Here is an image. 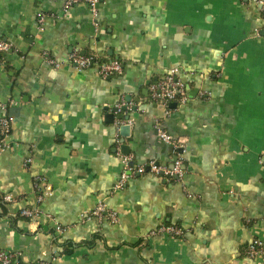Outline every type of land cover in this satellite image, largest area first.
<instances>
[{
  "label": "crops",
  "instance_id": "obj_1",
  "mask_svg": "<svg viewBox=\"0 0 264 264\" xmlns=\"http://www.w3.org/2000/svg\"><path fill=\"white\" fill-rule=\"evenodd\" d=\"M98 1L94 26L84 2L65 9V0H0V36L10 43L0 101H14L0 111L11 117L0 143V249L23 264H264L243 253L251 239H264V24L256 0ZM72 51L119 59L122 72L103 78L77 69ZM44 52L61 64H48ZM171 68L187 100L167 112L148 84ZM125 123L128 136L119 131ZM158 129L180 142L183 177L146 172L115 190L121 154L135 164L171 163ZM98 203L115 222L91 216ZM24 207L39 213L25 218ZM162 224L183 235H150ZM69 241L79 244L66 252L60 245Z\"/></svg>",
  "mask_w": 264,
  "mask_h": 264
},
{
  "label": "built area",
  "instance_id": "obj_2",
  "mask_svg": "<svg viewBox=\"0 0 264 264\" xmlns=\"http://www.w3.org/2000/svg\"><path fill=\"white\" fill-rule=\"evenodd\" d=\"M84 2L88 5V8L92 15V23L94 26L97 25L98 15V0H65L64 8L67 9L72 5ZM259 5L262 22L264 24V0H256ZM43 18L39 17L38 22H42ZM10 47V43L0 36V63L1 55ZM45 61L54 66L58 67L61 63L52 58L47 52H44ZM68 63L77 69L94 68L97 73L105 78L111 75L120 74L123 66L119 59L115 58H104L102 56L93 53H81L79 51H72L68 55ZM148 93L151 100L161 105L163 108L168 110V106L171 102L176 101L178 103H184L187 100L185 94V84L179 76L177 68H171L168 72L163 74L161 77L151 81L148 84ZM202 95V93H200ZM14 104V101L8 102L0 101V111L5 112L8 105ZM119 107V106H117ZM11 117L4 114L0 117V143L3 146L5 137L10 132ZM158 138L163 143L169 144L172 147L173 158L170 164H160L155 160L151 159L143 164L133 163V157L131 154H121V171L119 178L114 184L113 188L123 189L126 181L129 177L150 172L155 175H161L169 179H180L185 174V167L183 158L179 153L181 148L180 142L172 137L168 132L162 129H158ZM120 145L119 141H117ZM30 161L27 158L24 165ZM40 180V179H39ZM43 185V182L41 183ZM8 198V197H6ZM41 195L38 196L37 200H41ZM39 213V210L24 207L20 210V215L25 218H33ZM91 216L101 219L103 216H107L110 222L116 221V213L109 211L105 208L103 203H98L96 207L91 211ZM156 234H169L173 236L183 235V229L176 225H160L156 229L150 232V235ZM243 253L248 258H261L264 259V239L254 237L251 239L243 249ZM0 264H23L19 261V254L0 249Z\"/></svg>",
  "mask_w": 264,
  "mask_h": 264
},
{
  "label": "water",
  "instance_id": "obj_3",
  "mask_svg": "<svg viewBox=\"0 0 264 264\" xmlns=\"http://www.w3.org/2000/svg\"><path fill=\"white\" fill-rule=\"evenodd\" d=\"M126 103L125 104H123L121 107H116V106H113L112 108H111V111L109 112V113H107V115H108V117H110V121H112L113 120V113L114 112H117L118 110H126L127 109V103L129 102V99H127L126 98ZM170 106H172V107H175L176 106V103H171L170 104ZM117 118L119 119V120H127L129 117L127 116V115H122V114H119L118 116H117ZM129 130H130V126H129V124H127V123H125V124H121L120 125V127H119V131H120V133H121V135L122 136H128V134H129ZM123 147H125V148H127L125 145H123Z\"/></svg>",
  "mask_w": 264,
  "mask_h": 264
},
{
  "label": "trees",
  "instance_id": "obj_4",
  "mask_svg": "<svg viewBox=\"0 0 264 264\" xmlns=\"http://www.w3.org/2000/svg\"><path fill=\"white\" fill-rule=\"evenodd\" d=\"M85 243L89 245V242H85ZM78 244L77 243H72V242L69 241V242L62 243L60 246L63 247V248H65L64 250H67L66 252H70L71 249L68 250L69 249L68 248V245H70L69 247L71 248V247H76V245H78Z\"/></svg>",
  "mask_w": 264,
  "mask_h": 264
}]
</instances>
